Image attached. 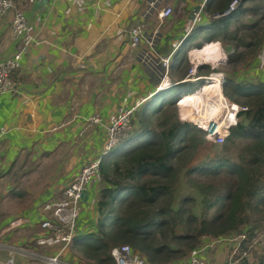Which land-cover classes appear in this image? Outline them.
Here are the masks:
<instances>
[{
  "label": "crops",
  "instance_id": "0c3cea01",
  "mask_svg": "<svg viewBox=\"0 0 264 264\" xmlns=\"http://www.w3.org/2000/svg\"><path fill=\"white\" fill-rule=\"evenodd\" d=\"M15 1L11 12L0 19V59L12 55L19 45L11 27L16 8L36 24L37 42L14 72L18 90L0 94V126L8 128L0 156V264H47V254L54 251L35 243L44 233L41 221L47 215L42 206L60 197L81 166L101 154L105 143L101 126L82 133L86 118L95 113L108 117L125 97L132 103L142 99L143 104L159 92H155L159 81L140 58L151 39L159 54L173 53L170 75L163 84L169 82L167 88H171L186 76L182 86L192 93L200 79L206 82L199 67L209 64L215 68L218 63H196V73L188 69L183 75L182 69L172 66L173 60L186 56L194 65L191 51L206 45L205 38L214 30L201 26L221 17L209 18L210 12L205 10L208 0H156L149 12L152 0H85L84 7L73 0ZM263 1H242L246 11L236 16L229 28L236 27L233 24L246 12H256L254 8ZM165 6L173 11L162 19L159 11ZM194 11H201L203 17L192 26ZM138 22H145L146 38L134 46L129 28ZM202 30H208L204 37ZM216 42L228 57L223 41ZM247 49L238 51L246 54ZM260 53H252L249 66L235 68L233 77L264 81ZM95 183L96 189L91 190L92 183L88 187L93 199L83 204L78 233L96 228L102 181L97 177ZM231 246V241L217 243L207 255L220 262ZM72 255L70 246L63 261L80 264L71 261Z\"/></svg>",
  "mask_w": 264,
  "mask_h": 264
},
{
  "label": "trees",
  "instance_id": "16d2710c",
  "mask_svg": "<svg viewBox=\"0 0 264 264\" xmlns=\"http://www.w3.org/2000/svg\"><path fill=\"white\" fill-rule=\"evenodd\" d=\"M230 2L231 0H208L205 10L210 13L221 12ZM259 7L261 6L257 5L254 10L257 11ZM243 8L242 3L232 14L201 26L214 29L205 41L227 39L235 43L236 47L227 59L231 64L244 58V52H238L239 46L245 45L253 52L262 41L259 38L245 40L241 35L247 28L258 33L259 22L242 23L234 29L229 28L236 16L246 11ZM203 43L204 41L197 46ZM208 43L220 45L216 42ZM207 47L222 54L220 48ZM203 49L207 48L200 47L197 50ZM172 66L176 70L182 69V74L185 75L189 69V60L186 56L176 57ZM199 69H207V72L214 70L209 64L201 65ZM225 75L224 94L248 106L240 112V120L231 128L227 140L247 138L248 142L241 149L238 159L220 156L188 168L191 175L199 172L216 178L223 173L221 179L225 186L215 200L209 203L216 208L214 214H203L200 218L191 210L190 206L194 201L191 196L184 197L179 206L175 205L173 186L180 168L206 139L201 127L179 118L174 105L176 95L173 98L167 95L169 93L166 91L174 87L180 94L189 93L182 86L185 84L181 81L186 77L184 76L171 88H165L144 101L135 112L134 129L103 155L98 176L102 185L96 203L99 212L96 228L78 233L72 243L80 248L84 259L91 264H116L111 247L130 244L134 251L149 262L183 264L187 251L207 238L246 232L248 239L243 241V246L247 248V241L257 235V225L253 223L252 213L260 216L255 218L256 221L264 218V81L238 80L230 72ZM204 83L205 79H200L191 91ZM212 83L216 82L204 87L211 86ZM213 88H202L189 96L190 104L194 110L197 109V116L204 121L222 111V108L218 110L217 107L222 98L221 93L218 98L213 99L214 104L209 103L211 94L207 90ZM182 100L187 101L185 96ZM156 116L158 122L153 120ZM198 177L191 178L193 185L201 184L207 188L214 185L212 182L202 181L203 177ZM179 228L182 230L178 231ZM171 238L173 239L170 240ZM172 241H177L183 247L172 245ZM248 259L245 256L243 261L246 264H264V252L255 263Z\"/></svg>",
  "mask_w": 264,
  "mask_h": 264
},
{
  "label": "built area",
  "instance_id": "2783aa9c",
  "mask_svg": "<svg viewBox=\"0 0 264 264\" xmlns=\"http://www.w3.org/2000/svg\"><path fill=\"white\" fill-rule=\"evenodd\" d=\"M28 1L33 2L34 0ZM73 2L77 3L79 7L85 6V0H73ZM241 2L242 0H231L227 8L221 12L210 13L209 18L213 19L230 15L236 11ZM156 3V0H152L147 12L152 7H155ZM15 4V0H0V19L11 12ZM172 11L171 6H165L159 11V15L163 19L170 15ZM194 14L192 26L203 17L201 11H194ZM11 27L19 45L12 55L0 59V94L18 90V81L13 73L21 66L23 57L28 53L29 48L37 42V26L29 20L22 9H14ZM145 30V22L131 25L129 28L130 43L134 46L140 44L146 38ZM172 55L173 53L166 56L159 54L154 47V40L152 39L149 41V46L141 51V61L159 81L155 92L165 89L171 84L168 82L165 86L163 82L170 75ZM190 71L196 73L197 64H194ZM208 77L209 75L205 76L206 80H208ZM221 80L222 98L219 104H222L221 108L223 110L216 118H211L206 124H203L202 121L196 122L198 127L205 131L207 139L219 144L227 140L231 134V128L239 121L240 112L248 108V106L238 103L224 94V77H221ZM153 94L154 92L151 95ZM142 102V99H139L132 103L128 97H125L122 103L108 117L95 113L86 118L82 133L90 131L97 125L101 126L105 132V143L101 154L89 159L81 166L63 189L62 195L45 202L42 206L43 211L47 215L41 221L44 233L35 238V243L38 246L48 247L54 251L51 254H47V264H66L62 259V255L69 251L79 231L84 204L82 191L88 188L93 179L99 176L103 155L107 154L134 129L135 112ZM180 117L182 118L181 114ZM7 129L6 126H0V156L3 147V137ZM18 221L19 219L16 220L17 223ZM247 239L246 232L207 238L198 246L191 248L186 264H237L245 256L248 257L259 242V237L256 235L247 241V248H245L243 241ZM224 241L232 242L231 249L226 252L224 258L220 262L209 258L207 255L208 251L214 248L217 243ZM110 251L116 260V264H157L149 262L139 252L134 251L130 244L113 245ZM35 255L38 256L39 253L35 252ZM6 264H9V262Z\"/></svg>",
  "mask_w": 264,
  "mask_h": 264
},
{
  "label": "rangeland",
  "instance_id": "374dc122",
  "mask_svg": "<svg viewBox=\"0 0 264 264\" xmlns=\"http://www.w3.org/2000/svg\"><path fill=\"white\" fill-rule=\"evenodd\" d=\"M257 2L258 1H253V3H255V4H258ZM260 4H261L260 5L261 7H259L256 12H254L253 14L246 12L243 15V17L241 16L242 18L239 21V23L235 22L233 24V27L234 26L237 27V26H240L243 23V21L251 20V19L253 21L259 22L260 29H259L258 33H256V31H254L253 29L251 30L248 28L241 32V35H243L242 37H244L245 40H250V39L256 40L258 38L260 41L262 40L261 43H259V46L255 47L253 52L250 51V49H247L245 45L239 46L237 48L238 50L247 49V53L244 55V58L241 61L231 64V63L227 62L228 57L222 51V48L220 45H218V44H206L205 46L220 48L221 52L223 53V57H225V58L216 59L217 57L220 56L219 52L214 53V55H212L211 58H209V59L206 58L205 61L218 63V66L214 68L213 65H210L212 67V69H214V70H210L209 72H207V69H205L202 71L203 75H211L215 71L221 72V73H214L212 75V77H214V79H217V81H219V80H221V77L226 76L225 73L233 72V70L236 67H238V66H249V61H252L251 59H253L252 53H257V51H260L261 52L260 53V60H262V58H264L263 57L264 56V52H263V47H264V2H261ZM236 27H234V28H236ZM202 31L203 32L201 33V35L204 37L208 33L207 32L208 30H202ZM215 42H216V40H215ZM205 43H207V42H205ZM216 43H219V42H216ZM227 44H229V46H227ZM222 45L224 46L227 55H229V52L232 51V48L236 47L234 42H230L227 39L223 41ZM209 49H211V48H207V49H203V50H209ZM263 65L264 64H262V66ZM193 66L194 65H192V62L189 60V70H191L190 68H192ZM209 83H211V81L207 82L205 85H207ZM216 83H212L211 86H207V87H203V86L201 87L200 86L201 88L200 87L198 88V90H200L202 88L205 89V88L214 87L213 89L207 90L211 94L210 95V101H209V103H211V104H214L213 99L218 98L219 94L221 93V83H220V81H219V85H217ZM161 90H159V91H161ZM177 90H176V87H174L171 90H167L166 92L169 93L167 95H169V97H171V98H173L176 95V100L174 102V105H175V107H177L179 118L182 121H190L193 124H195L196 126H198L195 121H199L202 119L200 118V116H197V112L194 110V107H192V105L190 104V100L185 102L184 100L181 99V100H178V102L176 103L177 96L180 95V93ZM198 90H196V91H198ZM218 102H220V101H218ZM221 105L222 104L217 105L218 110L221 108ZM183 107H187V113H186L187 116H185L186 119L183 116ZM180 111L182 112L183 118L180 117ZM218 115H219V112L215 114V116H218ZM157 118H158V116L154 117L153 120L155 122H158ZM239 120H240V118H239ZM247 142H248L247 138H235L234 140H227L224 143L219 144V143H214L213 141L206 138L205 142L200 145V147L197 149V151L194 153V155L189 160H187L186 159L187 157L184 156V159L187 161L180 168L179 175H178L177 180L173 186L175 205L179 206L181 204L182 199H184V197L191 196L192 198H194V201L191 203L190 207H191V210L195 214H197L200 218L203 214H206L208 216H212L214 214L216 208H215V206H212L209 203L212 202L213 200H215L219 191L221 189H223L225 186V182L221 179L223 176V173L219 174V176H217L216 178H212L211 175H208V174L203 175L199 172H194L191 175L188 173V168L190 166L198 164L202 161H207V160H210L213 158H218L220 156H227V157H230L232 159H238L239 154L241 152V149L243 148V146ZM198 176L203 177L202 181L212 182L214 185L211 188H207V187H205V185H201V184H199L197 186L193 185L192 184L193 180H191V178L198 177ZM95 182H96V179H93V181L91 182L92 184L90 183L91 184L90 185L91 190L96 189L95 188V185H96ZM199 186H201V187H199ZM92 199H93V196L89 199L87 204L92 203ZM255 215H256V213H252V216H254L253 223L257 225L256 234L259 237V242L257 243V246L253 248V250L250 252V254L248 256V258H249L248 260L251 263L252 262L255 263L258 260V256L264 252V218L262 217L261 220L256 221L255 218L260 217V216H255ZM181 230L182 229H180V228L178 229V231H181ZM172 239L173 238H171L170 240H172ZM160 240L162 241L163 239L161 238ZM171 244L174 246H177V247L178 246L183 247V245L178 243L177 241H172ZM72 246H71L72 247V254H73L72 257L74 258V260L71 259L72 262H77L80 264H91L90 261L84 259V257L81 254L80 248L75 247L74 244ZM190 250L191 249H189L187 251V253L184 257L185 261L183 264H186V261L190 255V252H191ZM237 264H246V263L242 259Z\"/></svg>",
  "mask_w": 264,
  "mask_h": 264
},
{
  "label": "bare ground",
  "instance_id": "6f19581e",
  "mask_svg": "<svg viewBox=\"0 0 264 264\" xmlns=\"http://www.w3.org/2000/svg\"><path fill=\"white\" fill-rule=\"evenodd\" d=\"M215 42V41H214ZM211 43H213V42H211ZM220 43V42H219ZM207 44V43H206ZM205 46V45H204ZM203 46V47H204ZM202 47V48H203ZM206 48H210V47H206ZM217 52H219L218 50H216V49H214V48H211V49H209V50H197V49H193L192 51H191V55L195 58V63L194 64H199V63H201V62H204L205 61V59L206 58H211V56L212 55H214V53H217ZM222 58H225V57H223V53L219 56V57H217L216 59H222ZM215 59V60H216ZM224 61V60H223ZM192 62H194V61H192ZM214 73H218L217 71H215ZM213 73V74H214ZM213 74H211V75H209V77H208V80H206V82L203 84V85H201V87L203 86H205V84L207 83V82H217V85H219V81H217V79H214V77H212V75ZM221 82H222V80H221ZM220 82V83H221ZM200 87V88H201ZM198 90V89H197ZM194 92H196V90L195 91H193L192 93L190 92V93H187V94H184V95H181V97H180V99L179 100H181L184 96H185V98H186V100L188 101V100H190L189 99V96L191 95V94H193ZM221 94H222V92H221ZM196 111H197V109H195ZM185 113H187V107H183V116L185 117V116H187ZM181 115H182V112H181ZM183 116H182V118H183ZM213 118H216V116L215 117H213ZM211 119H208V120H199V121H195V122H201L202 121V123L203 124H206V122H208V121H210Z\"/></svg>",
  "mask_w": 264,
  "mask_h": 264
},
{
  "label": "water",
  "instance_id": "95a60500",
  "mask_svg": "<svg viewBox=\"0 0 264 264\" xmlns=\"http://www.w3.org/2000/svg\"><path fill=\"white\" fill-rule=\"evenodd\" d=\"M198 8H199V6H198ZM89 197H90V191H89L88 188H86V189H84V190L82 191V198H83V201H84V202H87V201L89 200Z\"/></svg>",
  "mask_w": 264,
  "mask_h": 264
},
{
  "label": "clouds",
  "instance_id": "9594fccd",
  "mask_svg": "<svg viewBox=\"0 0 264 264\" xmlns=\"http://www.w3.org/2000/svg\"><path fill=\"white\" fill-rule=\"evenodd\" d=\"M182 94H183V93H182ZM180 95H181V94H180ZM180 95H179V96H180Z\"/></svg>",
  "mask_w": 264,
  "mask_h": 264
}]
</instances>
